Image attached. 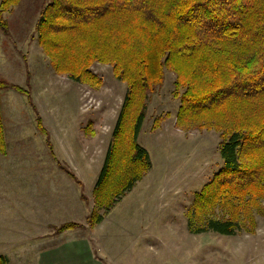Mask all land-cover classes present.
Returning <instances> with one entry per match:
<instances>
[{
  "label": "rangeland",
  "instance_id": "374dc122",
  "mask_svg": "<svg viewBox=\"0 0 264 264\" xmlns=\"http://www.w3.org/2000/svg\"><path fill=\"white\" fill-rule=\"evenodd\" d=\"M48 1L21 0L5 12L11 27L9 33L0 30V76L23 86L30 76L32 98L57 157L83 186L51 156L26 97L14 89L3 90L7 153L0 152V255H6L9 264H36L52 237L61 235L54 226L73 220L80 226L70 229L75 230L70 236L90 239L95 259L107 264H264V216L259 213L255 233L188 229L196 193L223 166L221 137L214 129L176 125L180 98L173 93L176 74L168 68L163 85L147 100L138 139L148 149L152 166L109 212L99 210L104 218L91 227L87 217L95 206L94 188L127 84L109 63L91 66L103 80L98 88L53 69L35 28ZM160 115L164 119L155 130L154 120ZM42 167L54 178L59 169L58 190L56 185L43 189ZM68 199L73 213L63 206Z\"/></svg>",
  "mask_w": 264,
  "mask_h": 264
},
{
  "label": "trees",
  "instance_id": "16d2710c",
  "mask_svg": "<svg viewBox=\"0 0 264 264\" xmlns=\"http://www.w3.org/2000/svg\"><path fill=\"white\" fill-rule=\"evenodd\" d=\"M21 0H0V30ZM38 42L59 74L93 88L103 80L91 66L112 64L127 84L112 141L94 188L91 227L151 168L139 142L147 100L163 85L165 69L175 72L180 98L176 125L220 133L222 168L196 193L188 211L192 233H255L256 213L264 216V0H49L36 22ZM26 86L0 76V152L7 153L3 90L24 95L39 133L57 165L79 185L74 170L57 157L43 117ZM164 119L156 117L153 129ZM92 133L93 130H90ZM81 198L87 200L85 193ZM80 226L55 225L56 232ZM0 264H9L0 255Z\"/></svg>",
  "mask_w": 264,
  "mask_h": 264
},
{
  "label": "crops",
  "instance_id": "0c3cea01",
  "mask_svg": "<svg viewBox=\"0 0 264 264\" xmlns=\"http://www.w3.org/2000/svg\"><path fill=\"white\" fill-rule=\"evenodd\" d=\"M57 170L59 169H56V176L54 178V175L49 176L50 172L48 168H41L40 175L42 179V187L44 190H48L49 185L50 187H54V185H56L55 189H59L56 183V179L59 177L60 172ZM21 188L26 189L27 191V188L25 186L21 185ZM60 202L58 205L59 209L61 205ZM63 206L66 208V210H69L67 211V213H73L72 207L74 205L70 203L69 199L63 204ZM51 207L53 208V211H56V208H54L53 206ZM72 232H75V230H65L60 233L61 235L53 236V240L48 244L49 247L47 246L45 251L40 252L36 264H107L103 261L95 259L93 254L94 248L91 244L90 239L85 237H83L84 239H81L79 238L81 237L79 235L70 236Z\"/></svg>",
  "mask_w": 264,
  "mask_h": 264
}]
</instances>
